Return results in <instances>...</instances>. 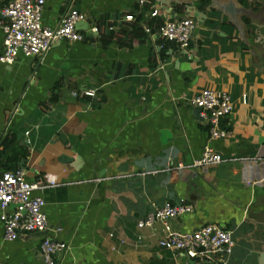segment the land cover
<instances>
[{"label": "crops", "instance_id": "crops-1", "mask_svg": "<svg viewBox=\"0 0 264 264\" xmlns=\"http://www.w3.org/2000/svg\"><path fill=\"white\" fill-rule=\"evenodd\" d=\"M45 1L44 26L76 10L85 40L0 63V174L13 165L44 187L34 194L46 202L47 236L68 245L57 261L190 264L160 246V223L137 226L156 208L185 204L192 211L171 221L175 231L232 232L233 248L214 263L264 264V0ZM228 3L234 18L221 9ZM185 17L195 22L189 48L161 46L154 29ZM136 22L152 35L137 37ZM205 89L227 92L233 110L229 136L211 143L224 161L194 168L210 138L192 104ZM1 215L0 264H46L43 235L7 241Z\"/></svg>", "mask_w": 264, "mask_h": 264}, {"label": "built area", "instance_id": "built-area-1", "mask_svg": "<svg viewBox=\"0 0 264 264\" xmlns=\"http://www.w3.org/2000/svg\"><path fill=\"white\" fill-rule=\"evenodd\" d=\"M45 3V0H9L1 9L0 27L4 31V49L0 55V63H13L19 53L26 57H41L61 41L85 40L78 29L81 23L86 22L83 13L69 9L63 15L59 27L52 29L42 23ZM158 14L159 11L155 10L152 16ZM194 29V20L185 17L165 21L154 36L161 40V46L172 44L180 50H186L191 44ZM145 30L147 34L152 35L150 28L146 27ZM95 31H98V28H95ZM192 104L201 110V115L208 123L210 135L209 143L192 167L218 166L224 158L212 148L211 143L229 136L224 119L230 116L233 110L231 96L224 91L205 89L192 99ZM50 185L55 183L51 182ZM42 188L44 187L37 183L28 182L22 169L0 174V208L5 239L13 241L21 233H43L41 251L46 264H60L57 259L68 250V245L47 236L49 223L44 212L46 202L42 196L34 194ZM11 205H14L15 209L9 212ZM191 211L192 207L185 204L166 205L156 208L145 219L140 220L137 226L142 229L160 223L164 231V238L160 241L162 248L186 254L190 264H216L213 255L233 248L235 243L232 232L213 224L189 234L175 231L171 221ZM197 258L202 263L195 262Z\"/></svg>", "mask_w": 264, "mask_h": 264}, {"label": "trees", "instance_id": "trees-1", "mask_svg": "<svg viewBox=\"0 0 264 264\" xmlns=\"http://www.w3.org/2000/svg\"><path fill=\"white\" fill-rule=\"evenodd\" d=\"M6 2H9V0H6L4 3H6ZM7 4H8V3H7ZM147 10H148V6L146 7V10H145L144 12H146ZM142 18H143V15L139 16L138 19H137V21L141 20ZM161 25H162V24H161ZM161 25H159V27H160ZM128 26H130V25H128ZM159 27H158L157 29H154V30L157 31V30L159 29ZM130 28L132 29V32H133V33H134V32H135V33H138V34H136L137 37L143 35L144 32H145V34H147V33H146V30H145V29H142L141 27H139V25H138L137 22H136L135 25H131ZM148 28H150V29L152 30L151 27L148 26ZM152 31H153V30H152ZM101 38H102L101 40L103 41V37H101ZM104 43H105V45H107L109 42H108V40H105ZM1 142H2L3 145H5V147H7V146L9 145V143H10V141H9L8 139H4V140H2ZM24 155H25V152H23L22 154L20 153V156H24ZM14 169H15V168H14ZM14 169H13V165H12V166H9V167L7 168V170H5V171H15Z\"/></svg>", "mask_w": 264, "mask_h": 264}, {"label": "water", "instance_id": "water-1", "mask_svg": "<svg viewBox=\"0 0 264 264\" xmlns=\"http://www.w3.org/2000/svg\"><path fill=\"white\" fill-rule=\"evenodd\" d=\"M163 3L165 2V0H161ZM170 1H177V0H170ZM224 12H226L227 14H229L231 17H235V15L237 14V12H239V9H237L235 7V5L233 3H228L227 5L223 6L221 8ZM199 111L200 109L197 108ZM37 235H42L43 233H36ZM46 234V233H44Z\"/></svg>", "mask_w": 264, "mask_h": 264}]
</instances>
